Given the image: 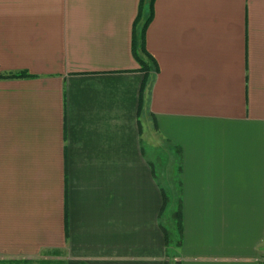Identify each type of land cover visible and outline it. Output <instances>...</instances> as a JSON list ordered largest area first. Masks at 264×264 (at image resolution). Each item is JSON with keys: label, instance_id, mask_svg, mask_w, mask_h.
Wrapping results in <instances>:
<instances>
[{"label": "crops", "instance_id": "1", "mask_svg": "<svg viewBox=\"0 0 264 264\" xmlns=\"http://www.w3.org/2000/svg\"><path fill=\"white\" fill-rule=\"evenodd\" d=\"M140 3L0 0V260L264 264V0Z\"/></svg>", "mask_w": 264, "mask_h": 264}, {"label": "trees", "instance_id": "2", "mask_svg": "<svg viewBox=\"0 0 264 264\" xmlns=\"http://www.w3.org/2000/svg\"><path fill=\"white\" fill-rule=\"evenodd\" d=\"M143 2H146L148 5V13L143 19H141L142 16L141 6ZM152 3L153 0H141L138 15L132 27V53L134 58L140 65L139 69H141L144 72V81L142 83L141 90H143V85L147 81V78H149V76L152 73L158 71V66L156 61L152 58V56L147 52L145 48V31L148 23L152 18V12H153ZM23 75H26V73L7 74L5 76H23ZM175 217L177 219L178 225H180V215L178 214V212L176 213ZM0 264H41V263L30 262V261L19 263V261H14V260H0Z\"/></svg>", "mask_w": 264, "mask_h": 264}]
</instances>
